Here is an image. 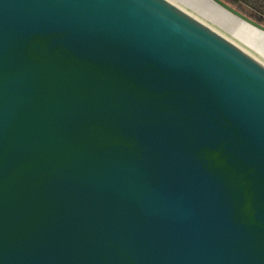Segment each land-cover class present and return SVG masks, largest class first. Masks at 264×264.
<instances>
[{
    "label": "water",
    "instance_id": "95a60500",
    "mask_svg": "<svg viewBox=\"0 0 264 264\" xmlns=\"http://www.w3.org/2000/svg\"><path fill=\"white\" fill-rule=\"evenodd\" d=\"M0 264H264V63L169 0H0Z\"/></svg>",
    "mask_w": 264,
    "mask_h": 264
},
{
    "label": "rangeland",
    "instance_id": "374dc122",
    "mask_svg": "<svg viewBox=\"0 0 264 264\" xmlns=\"http://www.w3.org/2000/svg\"><path fill=\"white\" fill-rule=\"evenodd\" d=\"M182 5L192 15L202 18L207 25L248 48L264 60V32L237 19L212 0H169Z\"/></svg>",
    "mask_w": 264,
    "mask_h": 264
},
{
    "label": "trees",
    "instance_id": "16d2710c",
    "mask_svg": "<svg viewBox=\"0 0 264 264\" xmlns=\"http://www.w3.org/2000/svg\"><path fill=\"white\" fill-rule=\"evenodd\" d=\"M223 1L229 4L230 6L234 7L238 11L242 12L246 16L250 17L251 19L264 25V0H223Z\"/></svg>",
    "mask_w": 264,
    "mask_h": 264
},
{
    "label": "bare ground",
    "instance_id": "6f19581e",
    "mask_svg": "<svg viewBox=\"0 0 264 264\" xmlns=\"http://www.w3.org/2000/svg\"><path fill=\"white\" fill-rule=\"evenodd\" d=\"M176 6H178L179 8L183 9L184 11H186L187 13H189L190 15H192V14H191L186 8H184L182 5H178V4H176ZM192 16H194V15H192ZM194 17H196V16H194ZM196 18L202 20V18H200V17H196ZM204 23H205V22H204ZM205 24H206V23H205ZM206 25H207V24H206ZM208 26L211 27V28H214V27H212V26H210V25H208ZM218 33H219L220 35H222L223 37H225L226 39H228V40H230V41H232V42H236V41H234L233 39L229 38L227 35H225V34L223 33V31L218 30ZM236 43H237V42H236ZM238 47H239L240 49H242V50H245V51L249 52L252 56L258 58L261 62L264 63V60H263L261 57H259L258 55H256L254 52H252V51L249 50L248 48H246V47L240 45L239 43H238Z\"/></svg>",
    "mask_w": 264,
    "mask_h": 264
}]
</instances>
